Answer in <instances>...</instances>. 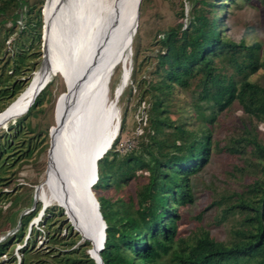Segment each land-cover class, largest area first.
I'll return each mask as SVG.
<instances>
[{
    "label": "trees",
    "instance_id": "trees-1",
    "mask_svg": "<svg viewBox=\"0 0 264 264\" xmlns=\"http://www.w3.org/2000/svg\"><path fill=\"white\" fill-rule=\"evenodd\" d=\"M202 3L213 10L212 17L195 9L189 25L184 28V24L179 22L164 30L153 45L158 58L156 71L164 74L163 85L168 89L175 85L187 88L191 79L199 76L197 87L201 91L191 106L193 115L204 124L213 125L218 115L235 103L249 117L263 122L264 87L251 81L253 75L264 69L262 46L259 43L247 45L244 40L236 42L225 35L224 22L231 17L230 6L236 0H203ZM218 9L224 14L219 19L215 15ZM9 11L10 15H6ZM0 15L3 16L0 21V35L3 36L0 59L5 54L7 43L12 52L9 59L13 60L12 64L7 62L4 65L9 68L8 77L3 80L0 76L1 114L26 89L24 81L19 78L25 75L24 71H31L36 66L31 63L29 54L33 52L35 58L42 56L44 12L41 8L36 10V6H30L26 0H0ZM36 42L39 44L36 45ZM140 67L141 63L137 64V70L133 67L132 83L129 82L122 95L128 91L140 95L138 114L143 112L139 121L140 144L127 152H120L119 137L126 123L123 116L119 136L98 162V180L93 187L95 193L96 189L107 190L112 183L129 185L138 178L141 186L138 196L127 201H113L105 195H96L106 223V237L101 251L103 263L164 264V258L169 255V264H264V142L256 137L247 139L254 146L251 156L256 157L258 162L250 161L246 166L260 171L247 192L223 196L212 204L221 206L225 203L221 222L230 216L243 215L231 230L230 243L214 239L209 232H203L194 242L185 241L179 236V229L181 222L187 218V212H181L196 204L193 178L209 163L212 133L209 130L190 131L186 122L177 124L167 115L168 110L160 96L154 95V102L146 99V94L163 86L157 87L146 78L138 88L133 86L134 73ZM30 80H27L28 84ZM53 82L48 83L26 115L0 130V218L9 227L1 235H6L20 224L13 235L0 242V258L8 253L16 239L22 241L37 213L35 209L19 216L20 211H13V208L18 205L20 196L18 193L14 198L10 196L15 183L14 168L33 157L38 148V145L33 147L31 139L27 142L23 137L26 130L33 132L31 119L44 112ZM163 92L170 95V91ZM202 102L206 106L201 105ZM167 129L170 132H166ZM234 142L245 140L241 138ZM236 152L242 155L245 151L236 149ZM48 215V223L56 217L49 212ZM31 228L30 231L33 230ZM49 241L54 245L62 242L55 234L49 237ZM34 250L35 247L28 250L26 245L24 257ZM64 256L54 257L56 264H80L78 258ZM87 262L96 264L93 259Z\"/></svg>",
    "mask_w": 264,
    "mask_h": 264
},
{
    "label": "rangeland",
    "instance_id": "rangeland-1",
    "mask_svg": "<svg viewBox=\"0 0 264 264\" xmlns=\"http://www.w3.org/2000/svg\"><path fill=\"white\" fill-rule=\"evenodd\" d=\"M26 1H28L30 6H36V10L42 9L46 22V3L44 2L42 4L43 0ZM202 1L203 0H143L140 8L141 15L138 23L139 27L129 51H127L122 61L115 68L114 76L108 86V101L110 105L115 104L117 106L120 115L117 137L120 134L122 117L124 116L126 118L125 129L120 134V142L118 144V148L122 153L129 151L132 147L136 148L141 141L138 137L141 132L139 121L142 119L143 115V112L138 114L140 95L128 91L122 97L129 82L130 84L132 83L130 81L132 69L134 67V69L137 70V64L139 63H141V67L137 73H134V78L132 80L133 86L138 88V85H140L145 78L149 79L151 83L157 87L163 86V88L158 89L161 90V92L155 90L152 93L146 94V99L154 102V95L160 96L165 102L164 105L168 110L167 115L177 124L186 122L190 131H211L213 139L211 158L209 163L193 178L196 204L192 207L182 209L181 213L187 212V218L180 224L179 236L185 241L194 242L203 232H209L214 239L224 244H229L232 238L231 230L234 226L236 227L238 225V221L243 218V215L230 216L227 220L221 222V211L225 207V203L221 206H212V204L221 200L223 196L227 197L246 193L248 187L253 183L256 174H260V171L249 169L246 166L250 161L255 163L258 162L256 157L252 158L251 156L254 146L249 144L247 139L256 137L259 141L264 142V121L260 122L253 117H249L243 111V108L238 103H235L228 110L219 114L213 125L204 124L195 114L193 115L191 106V103L194 102V98L197 97L201 91V88L197 87L199 84V76L193 77L187 88L175 85L173 88L168 89L166 85H163V82H165L163 81V72L159 70L158 72L156 71L158 58L155 52L156 47H153L160 37V33L164 30L174 27L179 22L184 24V28L189 25L192 13L195 9L201 11V13L205 14L207 17H212L213 10L205 6ZM10 13L11 11L6 15H10ZM230 14L231 17L229 20L224 22L225 26L223 30L225 31V35L236 42L244 40L247 45L259 43L262 46L263 53H261L262 60H264V0H236V3H232L230 6ZM215 15L219 19L222 18L224 14L218 9ZM2 18L3 16L0 15V21ZM2 40L3 36L0 35V42ZM41 42L42 56L40 58H35L33 52L32 55L29 54L31 63L36 64V66L31 71H24L25 75L19 78V80L24 81L26 89L29 85L27 80L30 78L32 79L35 72L41 68L42 65L43 36ZM38 44L39 42H36V45ZM9 47L10 45L6 43L5 54L2 55V60L0 59V76L3 80L6 79L8 77L7 74L10 73L8 66L4 67L5 63H13V60L9 59L12 55V52L9 51ZM217 63H219V61H217ZM19 80L16 79V81ZM49 80H53L54 82L50 87V94L45 101L43 107L44 112L39 114L37 118L31 119L33 132L26 130L25 136L23 137V140L27 142L31 139L33 147L38 145V148H36L33 157L29 158V160L25 161L21 166L18 164L14 168L15 174L13 178H15V183L12 187L13 192L10 196L14 198L16 193L20 196L18 205L13 208L15 209L13 211H20L19 216L26 215L35 209H37V213L29 223V227L22 241L19 242V239L14 241L8 249V253L1 256L0 264H21L22 262H24L23 264H56L54 257L61 258L63 255L69 256L70 259L78 258L80 264H87L88 260H92L90 251L93 246L91 242L83 238L62 205L52 203L46 208L44 201L37 196L39 190L43 186H46L50 179L49 158L52 142L51 133L53 129L57 127V104L59 99L69 91L68 82L62 72L53 71L48 78V81ZM251 81L264 87V69L259 70L257 74L253 75ZM142 85L144 86V82ZM145 87L147 86L145 85ZM163 91H170V95H167ZM200 104L206 106L205 102ZM208 114L207 112V115ZM24 115H26V113ZM113 124L114 123H111L110 127H112ZM8 125L9 124H7L6 127ZM6 127H4V129ZM166 132H170V130L167 129ZM241 138L244 139L245 142H237L235 144L234 141ZM236 149H243L245 152L239 155ZM139 184V178L129 185L121 184L118 186L112 183L107 190L102 191L96 189L95 193L97 197L105 195L112 198L113 201H120V199L127 201L129 198H136L138 196L139 190H141ZM235 199L238 200L237 197ZM48 212L51 215H56V217H52L53 221L49 223L46 221L47 216H49ZM201 213H203L202 218L198 219ZM31 224H34L32 228L30 227ZM19 226L20 224L14 230H11L12 232L10 231L2 236V232L9 227L1 217L0 242L5 241L8 236L13 235L18 230ZM30 228L33 230L30 231ZM53 234L62 241L60 244L54 245L53 242L49 241V237ZM26 245L28 250L33 247H35V250L31 252L30 255L24 257L25 253L23 249L26 248ZM169 260L170 256L168 255L163 260L164 264H169Z\"/></svg>",
    "mask_w": 264,
    "mask_h": 264
},
{
    "label": "bare ground",
    "instance_id": "bare-ground-1",
    "mask_svg": "<svg viewBox=\"0 0 264 264\" xmlns=\"http://www.w3.org/2000/svg\"><path fill=\"white\" fill-rule=\"evenodd\" d=\"M140 1L47 0L45 62L27 89L0 114V122L8 120L7 124L24 115L50 74H64L69 91L57 104L50 179L37 196L46 208L62 205L91 242L93 260L98 259L103 227L91 193L97 198L93 187L98 162L113 146L120 120L117 106L108 101V86L134 40Z\"/></svg>",
    "mask_w": 264,
    "mask_h": 264
},
{
    "label": "water",
    "instance_id": "water-1",
    "mask_svg": "<svg viewBox=\"0 0 264 264\" xmlns=\"http://www.w3.org/2000/svg\"><path fill=\"white\" fill-rule=\"evenodd\" d=\"M141 2H142V0L140 1V4H141ZM140 11H141V9H140ZM138 13H139V10H138ZM140 15H141V12H140ZM140 15H138V18L140 19ZM140 21V20H139ZM137 27H139V24L138 25H136V28ZM46 29H47V24H46V22H45V20H44V33H43V60H42V65L44 64V62H45V58H46V50H47V42H46V38H45V35H46ZM42 65H41V67H42ZM51 82V80H49V81H46L45 80V82L42 84V86H41V88L38 90V92H37V94H36V96H35V98L33 99V101H32V105L34 104V102H35V100H36V98L39 96V94L45 89V87L48 85V83H50ZM67 91H68V89H67ZM32 105H30L28 108H27V110H26V113L29 111V109H30V107L32 106ZM7 110V109H6ZM6 112V111H5ZM21 118V117H20ZM17 119H19V118H17ZM16 118L14 119V120H12L11 122L12 123H15V121L17 120ZM8 120H6V121H2V122H0V127H3V129H4V127H6V125H7V122ZM10 122V123H11ZM60 126V124L58 125V127ZM106 153V152H105ZM104 153V154H105ZM104 154L102 155V157L104 156ZM98 180V171L96 172V180L95 181H97ZM93 184H94V182L92 183V185L91 186H93ZM91 186H90V190H91ZM92 194V196H93V199H94V202H95V207H96V212H97V217H98V219L101 221V223H102V227H103V238H102V243H101V247L98 249V259L96 260V259H94L95 261V263L96 264H104L103 263V260H102V258H101V251H102V249H103V245H104V242H105V237H106V223H105V221H104V219H103V217H102V214H101V212H100V205H99V202H98V200H97V198H95V196H94V194L93 193H91ZM35 201H36V199H35ZM64 210V209H63ZM66 212V211H65ZM67 214V213H66ZM82 235V234H81ZM92 259V258H91Z\"/></svg>",
    "mask_w": 264,
    "mask_h": 264
},
{
    "label": "built area",
    "instance_id": "built-area-1",
    "mask_svg": "<svg viewBox=\"0 0 264 264\" xmlns=\"http://www.w3.org/2000/svg\"><path fill=\"white\" fill-rule=\"evenodd\" d=\"M132 148H133V147H132ZM132 148H131V149H132ZM131 149H130V150H131ZM36 224H37V223H36ZM33 225H34V224H31V227H33Z\"/></svg>",
    "mask_w": 264,
    "mask_h": 264
}]
</instances>
